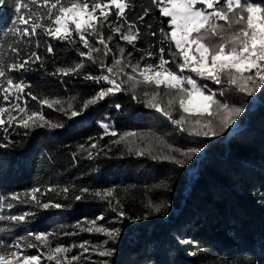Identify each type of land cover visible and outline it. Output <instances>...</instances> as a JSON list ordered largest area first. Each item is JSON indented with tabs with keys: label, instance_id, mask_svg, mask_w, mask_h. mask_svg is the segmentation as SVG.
<instances>
[{
	"label": "trees",
	"instance_id": "trees-1",
	"mask_svg": "<svg viewBox=\"0 0 264 264\" xmlns=\"http://www.w3.org/2000/svg\"><path fill=\"white\" fill-rule=\"evenodd\" d=\"M62 2L68 4L69 0ZM126 3L123 17L116 15L113 6L107 21L98 26L111 49L107 56L97 36L86 33L92 46L101 49L93 53L95 62L79 55L87 49L76 33L70 40L50 37L43 29H37L33 36L14 34L9 30L24 27L13 24L17 19L15 0H6L0 6V69L6 73L0 77V107L11 109L12 104L19 103L29 113L41 112L50 122L28 129L17 122L0 126V202L5 205L0 215L32 213L24 222L0 221V251L15 250L11 246L19 242L25 254L46 256L48 247L28 235L45 232L52 233L51 247L64 245L71 249L68 257L81 255L76 264H264V86L251 92L258 99L253 107L250 96L228 85L224 77L221 84H215L187 69L180 72L177 65L182 59L175 44L159 31H170L169 18L160 15L152 0ZM31 7L37 16H44L40 23H50L44 7ZM219 7H225L223 0ZM130 24L134 25L133 32L139 30L134 44L121 40L113 31L119 27L126 33ZM49 46L51 53L47 51ZM121 48L122 64L108 73L107 67L121 58ZM160 48H164V59L169 61L166 68L191 76L202 88L207 85L206 93H215L219 101L243 109L232 118L241 128L227 141V125H221L218 118L185 113L179 107L181 93L177 89L144 83L138 73L132 72L129 65L143 68L159 64ZM32 52L41 59L35 63L29 60L21 70L8 67L28 59ZM147 52L153 55L149 57ZM78 63L83 67L76 73L57 72ZM101 63L107 67L102 68ZM89 75H109L120 83L121 90L85 107L102 89L112 87L104 80L85 79ZM8 79L22 83L24 91L17 93L11 88L9 101H4L2 89L8 87ZM153 94L172 119L185 117L184 124L176 125L162 112L147 107ZM44 99L60 100L61 104L49 108L40 103ZM61 108L64 111L58 110ZM72 111L79 115L71 116ZM11 115L19 119L23 114ZM4 118L8 119V113ZM196 119L202 123L212 120L216 134H192L199 128ZM234 128L230 126V130ZM125 133L136 135L122 140ZM33 188L41 190L36 194L41 204L58 203L62 207L38 206L25 195ZM106 190L113 195H95ZM13 195L20 199L13 200ZM78 195L82 199L76 200ZM7 204L13 207L8 209ZM99 216L104 219L97 220L98 225L121 230L116 240L81 230ZM29 243L37 247L28 248ZM81 244L89 252L84 253ZM105 248L112 249L113 255L99 256L98 251Z\"/></svg>",
	"mask_w": 264,
	"mask_h": 264
},
{
	"label": "snow or ice",
	"instance_id": "snow-or-ice-1",
	"mask_svg": "<svg viewBox=\"0 0 264 264\" xmlns=\"http://www.w3.org/2000/svg\"><path fill=\"white\" fill-rule=\"evenodd\" d=\"M152 2L159 9L161 16L169 18L168 26L170 31L165 32L163 28L159 31L165 40H170L175 44L177 52L182 59V63L177 65L180 72H184L187 69L203 79L211 80L215 84H221V78L224 77L228 85L234 86L239 92H247L248 94L257 90L258 86H264V0L261 3H251L247 2V0H223L225 7H219L222 0H152ZM5 3L6 0H0V6ZM32 5L44 7L47 10L45 15L50 23L47 25L40 23L44 16H37L36 12L32 10ZM197 5L202 7H197ZM113 6L117 10L116 15L118 17H123L125 9L128 7L126 0H107V2L93 0L91 4L89 0H69L68 4L63 3L62 0H15L14 11L17 14V19L13 21V24L19 23L24 25V27L10 29L9 31H13L14 34L19 36H33L37 33V29H43L48 36L58 40H70L73 33H76L83 47L87 49L86 52L81 51L79 55L95 62L93 53L100 52L101 49L92 46L88 35L97 36V43L104 46V55L107 56L111 49L108 47L103 34L99 32L98 26L102 21H107ZM97 10H99L98 15ZM147 14L146 11L145 15ZM140 19L143 20L144 17L141 16ZM219 21L224 23L220 24L218 23ZM133 27L134 25L130 24L126 33H122L119 27L113 31L119 34L121 40L126 41L128 44H134L139 38V30L137 29L136 32H133ZM155 34V32L152 33V35ZM110 39L111 37H109ZM12 51L17 56L19 55L17 49L13 48ZM47 51L51 53L53 51L52 47L49 46ZM159 52V64H146L143 68L139 64L129 66L133 73H138L143 78L144 83H154L157 86L166 85L169 88L177 89L181 93L179 96V107L185 113H195L199 116L206 114L209 117L218 118L220 124L226 126L230 122H234L232 118L243 111L242 108L230 107L229 104L219 101L216 99L215 93H206L207 85L202 88L191 76L184 77L166 68L165 66L169 64V61L164 59V48H160ZM123 54L124 49L121 48V58L114 60L113 67H107L103 63H101V67H107V72L112 73L115 66L122 64ZM146 55L151 57L153 54L147 52ZM32 58L35 59L33 60ZM40 59L41 57L36 52H32L28 59L23 60V62L12 63L8 67L14 71L21 70L26 67L29 60L35 63ZM82 67L83 63H78L73 68H60L57 72L69 75L78 72ZM5 75V71L0 69V77ZM128 78L130 80L135 79L134 76H129ZM85 79H93L97 82L104 80L112 85V87L102 89L96 97L87 101L84 105L85 107L89 104H95L109 94L121 90L120 83L109 75L100 77L89 75ZM7 85V88L2 89L4 101H9L10 99L9 89L14 88L17 93L24 91V85L22 83H14L12 79L7 80ZM156 95L153 94L151 99L146 102V106L155 109L157 112H162L164 116L172 120V123L183 125L185 117L182 116L178 120L172 119L171 113L164 111L159 103L156 102ZM220 95H223V92ZM16 99L18 100L19 96ZM32 99L35 100L37 97L32 96ZM40 103L52 108L54 105L61 104V101L44 99ZM171 103L172 101H169V105ZM213 106L215 111L212 110ZM68 107L71 109V104ZM58 110L64 111L62 108ZM11 112H18L23 115L18 119L17 116L11 115ZM6 113H8L7 120L4 118ZM77 115H79L78 112H71V116ZM14 122H17L25 129L33 126L43 127L45 124H50L41 112L34 111L29 113L26 107H22L19 103L12 104L11 109L0 107V126ZM194 123L199 128L193 129L192 134L196 136L216 134L213 130L212 120H206L202 123L200 119H196ZM50 126L57 127V125ZM112 134L115 135V133ZM135 135V133H125L121 139ZM92 147H95V145L93 144ZM192 151L195 152L197 149H192ZM138 154L143 155V152ZM40 191L39 188H33L30 193H25V195L30 196L31 200L35 201L43 209L62 207L58 203L41 204L36 195ZM64 191L67 192L68 189H64ZM87 191L88 189L82 190V192ZM95 195L106 198L111 197L113 192L106 190L104 192H96ZM12 199L19 200L20 198L17 195H13ZM75 199L80 200L82 197L78 195ZM20 202L27 203L28 201ZM6 207L11 209L13 205L7 204ZM4 208L5 205L0 202V212ZM156 210L159 211V208ZM30 215L32 213L0 215V221L7 220L20 223L24 222L26 217ZM120 215L123 216L124 213L120 212ZM103 219V216H99L89 222L90 227H85L81 230L89 233H101L113 241L116 240L121 230L119 228L109 229L103 225H98L97 220ZM28 235L33 236L35 241H39L48 247L47 261H55V264H76V262L81 260V255H73L69 258L66 254L71 249L64 245L57 244L55 247H51L49 237L52 233L30 232ZM20 239H24V237ZM107 243L108 241L105 240L104 244ZM27 247L35 248L37 245L29 243ZM79 247L83 249L84 253L89 252V248L85 244H81ZM11 248L15 250L0 251V264H41V256L25 254L19 242L12 245ZM98 255L110 257L113 255V250L105 248L98 251ZM101 264H107V261H102Z\"/></svg>",
	"mask_w": 264,
	"mask_h": 264
},
{
	"label": "rangeland",
	"instance_id": "rangeland-1",
	"mask_svg": "<svg viewBox=\"0 0 264 264\" xmlns=\"http://www.w3.org/2000/svg\"><path fill=\"white\" fill-rule=\"evenodd\" d=\"M201 5H197V7H200ZM99 14V10H97V15ZM72 27H74V26H72ZM247 93V92H246ZM248 94V93H247ZM249 96H250V98L253 100V103H254V105H253V107L257 104V102H258V99H257V95L256 94H248ZM230 126H233V127H235L234 129L235 130H238L239 129V127H241V125H239V124H237V123H233V122H230L229 124H227V128H228V131H229V129H230ZM37 255H39V256H41V264H49V261H47L46 260V256H43V255H41V254H37ZM69 258H70V256H69Z\"/></svg>",
	"mask_w": 264,
	"mask_h": 264
},
{
	"label": "water",
	"instance_id": "water-1",
	"mask_svg": "<svg viewBox=\"0 0 264 264\" xmlns=\"http://www.w3.org/2000/svg\"><path fill=\"white\" fill-rule=\"evenodd\" d=\"M241 127H239V129H240ZM237 130H235V129H233V130H230L229 129V131H228V133H227V136H226V138H225V141H227L228 139H229V137L233 134V133H235Z\"/></svg>",
	"mask_w": 264,
	"mask_h": 264
}]
</instances>
